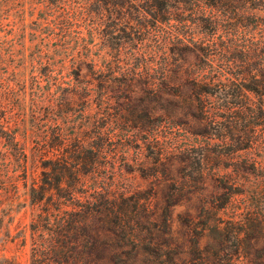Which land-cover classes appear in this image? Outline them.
Instances as JSON below:
<instances>
[{"label":"rangeland","instance_id":"obj_1","mask_svg":"<svg viewBox=\"0 0 264 264\" xmlns=\"http://www.w3.org/2000/svg\"><path fill=\"white\" fill-rule=\"evenodd\" d=\"M93 190L176 252L124 261L264 264V0H0V264H30L42 206Z\"/></svg>","mask_w":264,"mask_h":264},{"label":"trees","instance_id":"obj_2","mask_svg":"<svg viewBox=\"0 0 264 264\" xmlns=\"http://www.w3.org/2000/svg\"><path fill=\"white\" fill-rule=\"evenodd\" d=\"M73 152L79 153L78 150ZM83 152L88 153V156L93 153L87 149ZM78 153L71 154L69 152L66 160L63 159L65 165H70L75 170H78L79 166L91 167L86 164V161H82L83 157L81 158ZM73 184H76L75 181ZM61 187V178H58L53 188L58 190ZM100 198L103 197L100 196ZM66 199L68 202L73 201L72 204H64L58 198L54 202L53 208L49 205L42 206V211L33 216L31 221L30 264H140L138 262L129 263L121 257L129 254V252H134L137 255H157L159 252L167 256L171 253L176 254L171 246L166 243L153 242V244L147 245L146 236L142 234L141 230H136L126 223L122 218L119 206H116L115 201L111 198H104L106 202H101L95 197V190H93L90 193L79 196L72 195ZM95 203L97 204L95 205ZM106 204L111 207H107ZM103 205L116 218V220H112L113 224L116 225V228L112 230L116 236V242L115 246L110 249L109 261L95 258L98 249L97 235H95V213L100 214ZM178 260L181 264H209L204 252L190 260ZM154 264L166 263L163 260H157ZM172 264L175 263L172 262Z\"/></svg>","mask_w":264,"mask_h":264}]
</instances>
